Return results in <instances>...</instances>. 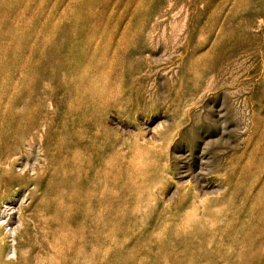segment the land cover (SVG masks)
I'll return each instance as SVG.
<instances>
[{"label": "rangeland", "instance_id": "374dc122", "mask_svg": "<svg viewBox=\"0 0 264 264\" xmlns=\"http://www.w3.org/2000/svg\"><path fill=\"white\" fill-rule=\"evenodd\" d=\"M0 264H264V0H0Z\"/></svg>", "mask_w": 264, "mask_h": 264}]
</instances>
